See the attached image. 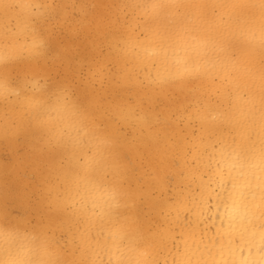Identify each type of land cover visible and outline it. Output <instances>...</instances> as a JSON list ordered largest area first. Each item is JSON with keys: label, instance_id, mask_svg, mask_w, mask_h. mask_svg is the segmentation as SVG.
Instances as JSON below:
<instances>
[{"label": "clouds", "instance_id": "clouds-1", "mask_svg": "<svg viewBox=\"0 0 264 264\" xmlns=\"http://www.w3.org/2000/svg\"><path fill=\"white\" fill-rule=\"evenodd\" d=\"M56 2L87 6L71 44L83 66L69 80L47 72L52 57L0 23V125L49 135L22 103L41 97L30 78L67 87L91 118L87 91L106 107L104 182L119 206L43 236L0 171V264H264V0ZM98 66L106 78L92 81ZM8 157L0 145V166Z\"/></svg>", "mask_w": 264, "mask_h": 264}, {"label": "snow or ice", "instance_id": "snow-or-ice-1", "mask_svg": "<svg viewBox=\"0 0 264 264\" xmlns=\"http://www.w3.org/2000/svg\"><path fill=\"white\" fill-rule=\"evenodd\" d=\"M76 7L56 0H3L0 23L30 36L32 52L52 57L45 70L69 80L83 66V61L75 62L71 44L83 28L87 6L81 4L78 12H73ZM105 78L104 68L98 66L91 80ZM25 87L41 94L40 98L24 96L22 103L35 123L48 125L50 132L37 139L34 129L6 118L0 125V145L9 150V157L0 171L13 181L16 203L34 218V231L47 236L54 226L72 230L84 217L114 212L119 206L117 192L104 182V174L113 167L109 156L113 140L104 126L105 105L83 91L81 103L92 113L89 118L71 102L69 89L60 83L51 86L46 78H30ZM126 118H135V113H127ZM22 139L35 141L32 151L16 152ZM106 197L111 199L110 205Z\"/></svg>", "mask_w": 264, "mask_h": 264}]
</instances>
